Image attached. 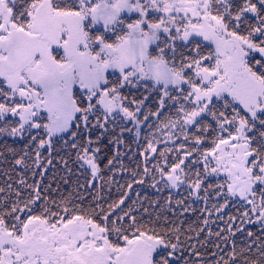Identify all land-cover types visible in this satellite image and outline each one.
Segmentation results:
<instances>
[{
	"label": "snow or ice",
	"instance_id": "snow-or-ice-1",
	"mask_svg": "<svg viewBox=\"0 0 264 264\" xmlns=\"http://www.w3.org/2000/svg\"><path fill=\"white\" fill-rule=\"evenodd\" d=\"M0 264H264V0H0Z\"/></svg>",
	"mask_w": 264,
	"mask_h": 264
}]
</instances>
